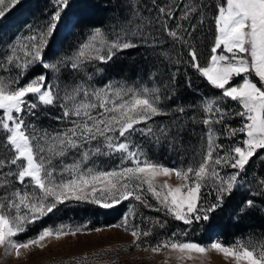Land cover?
Instances as JSON below:
<instances>
[{"label":"snow or ice","instance_id":"snow-or-ice-1","mask_svg":"<svg viewBox=\"0 0 264 264\" xmlns=\"http://www.w3.org/2000/svg\"><path fill=\"white\" fill-rule=\"evenodd\" d=\"M19 3L0 0V20ZM110 3L108 24L86 33L76 32L79 18L73 16V0H52L53 11L41 24H26V33L18 30L7 40L0 38L3 257L21 259L34 248L47 247V242L80 233L81 227L40 223L61 211L62 205L91 203L111 209L129 201L128 214L112 227L130 234L129 247L164 253L165 264L173 257L178 264H205L212 252L225 264H264V236L203 245L176 239L174 232L149 242L153 230L165 228L167 220L139 213L141 207L148 208L188 226L208 222L223 209L226 198L251 185L255 189L243 199L237 215L252 209L264 212V172L253 171L252 179H247L253 158L264 161V0H213L211 5L202 0L160 5L152 0L155 17L144 14L146 6L139 0ZM178 7V21L170 27L168 21L176 19ZM209 8L214 13L213 38L201 63L193 33L205 23ZM58 29L76 37L68 51L54 39ZM153 29L187 48V60L171 62L185 63L215 93L202 96L193 112L189 111L193 106L178 103L168 85L157 86L151 74L147 83L117 81L102 87L92 83L102 71L95 65H106L121 52L142 45L158 59L170 60ZM175 79L173 73L169 85ZM54 107L60 110L56 119L64 124L62 129L39 128L29 119ZM158 117L170 119L158 122ZM189 124L202 126L198 151L193 148L186 160L172 167L149 157L146 145L179 151ZM100 158H117L119 164L103 168L97 162ZM137 215L151 226L132 222ZM30 228L37 229L35 236L18 239ZM70 264H87V257Z\"/></svg>","mask_w":264,"mask_h":264},{"label":"rangeland","instance_id":"rangeland-1","mask_svg":"<svg viewBox=\"0 0 264 264\" xmlns=\"http://www.w3.org/2000/svg\"><path fill=\"white\" fill-rule=\"evenodd\" d=\"M105 2H107V6H109L111 9L112 3H110V0H105ZM170 2H172V0H160V2L156 3L163 5ZM176 2L180 4L183 2H190V0H176ZM139 3L146 6L144 10V14L146 16L155 17L157 15L155 8L152 5V0H139ZM73 4L75 7H79L77 0H73ZM33 9L41 12L44 19L37 21L36 18H34V20H28V22L23 20L25 17H27L28 11ZM15 10H18V12L16 13V19L13 21V23L6 27H0V38L4 40L11 38L18 30L24 31L26 33V24H41L53 11V5L52 0H20V3L12 8V10L7 15L11 14ZM72 12L74 18H80V11L76 13V11L74 12V10H72ZM108 13L110 17V10ZM179 14L180 8L178 7L176 9V19H170L168 21L170 27H173L178 21ZM18 15H20L19 18H17ZM109 17H104L101 21L98 19L96 22H98L99 25H107L109 22ZM208 21L210 20L206 18L205 23L198 26L197 31L193 33L194 43L199 54L200 62L202 63L204 62L206 54L202 53L199 45L205 43V33L207 29L206 22ZM184 23L185 26H187V22ZM204 25L206 29H203ZM93 26L95 25L90 23V21L83 22L79 19V26L76 29V32L86 33L88 29ZM157 27L159 26L157 25ZM58 32L59 36L54 37V39L57 41V45L59 46L62 43L63 50L68 51L71 43L76 39V37L67 35L64 30L58 29ZM153 34L157 35L158 38L163 41L162 47L168 52L169 57L171 58L170 60L158 59L152 53L151 48L142 45L138 48L121 52L118 58H114L112 62L106 65H95V67L101 68L102 71L95 74L92 83L95 84L96 87H102L104 84L117 81H127L128 83H147L148 76L151 74L156 77L154 81L156 85L162 86L168 85V81H170L172 74L176 73L175 82L182 78L184 80V84H186L187 87L175 93L173 88H171L173 84H171V91L174 93L175 97H178V103L185 105L186 107L193 106L189 108V111H195L194 106L200 102V98L202 96H208L209 94H215L214 91L207 88H199L198 86L201 85L200 82H197L193 79L191 72L192 69L188 68L185 63L174 64L171 62L175 61L176 59L187 60L186 47L180 45L179 43H174L171 38L166 36V34L156 33L155 29H153ZM131 50H138L137 58H135L137 60L136 62L131 63V65L125 64V66L129 65L128 67H125L123 60H125V58L131 60L129 54H127ZM177 69H179L178 72ZM93 70L94 68L90 66L89 72H92ZM189 78L191 79V87L188 86ZM232 107L234 108L235 105H232ZM55 110L60 115L59 108H55ZM169 119V117H158L157 121H168ZM57 122L59 125L56 126L55 130L62 129L64 124L58 120ZM234 122V126H237V121L234 120ZM188 129L189 130L184 133V139L181 141L183 147L179 151L169 149L165 145L156 147L146 145L149 157L156 162L164 164L165 166H178L182 160H186L188 158L189 154H191L193 151V148L198 151L202 143L200 139L202 126L198 124H189ZM221 143L228 142L222 139ZM262 155H264V153H262ZM97 162L103 168H111L119 164V160L117 158H100ZM250 163L249 176L247 178L248 180L252 179L253 171H255L257 175L264 172V161H260L254 157L253 161ZM247 188L248 189H245L244 187L243 191H240L241 193H239L243 195V198L249 195L250 189H255V185H251ZM258 198L259 197H257V199ZM150 203L155 204L156 202L150 199ZM258 205H260V203H258ZM129 207V201H123L111 209H104L91 203H73L68 204L67 206L62 205L61 211L46 217L40 223L43 226H51L53 228L61 224L70 225L73 228L81 227L83 230L80 233H78L76 236H67L60 241L47 242V247L43 249L34 248L21 259H16L14 256H10L5 259L3 257V250L0 249V264H70V262L73 260H79L84 257H87V264H165L167 257L164 253L154 254L151 251L145 252L135 247H129V245L132 243V237L130 234L124 231L122 228L118 229L112 227V225L122 222L123 217L129 212ZM249 211H254V209ZM249 211L243 215H236L238 220L241 221L242 217L247 218L251 214ZM139 213H141L144 217H159L161 220H168V218H170L164 216L163 213L143 207L139 209ZM228 215L229 211H227V216ZM132 222L139 224L141 227L151 226L147 220L142 222L140 215H137L135 221ZM97 228L103 229V231H95ZM36 232V228H30L26 233L21 234L18 239L26 240L35 236ZM177 234L179 235L180 233ZM249 235L253 236L254 239H259L261 236H263L262 233H254V231L252 232V230H249L247 232V236L243 233V235L239 236L237 239H243ZM170 236L171 234L167 227L163 229L156 228L153 230V236L149 238V242H155L157 239H167ZM109 249H112V251H107ZM168 264H178V262L173 257L172 259L168 260ZM187 264H193V262H187ZM196 264H199V261H197ZM205 264H225V261L221 255L212 252L206 259Z\"/></svg>","mask_w":264,"mask_h":264},{"label":"trees","instance_id":"trees-1","mask_svg":"<svg viewBox=\"0 0 264 264\" xmlns=\"http://www.w3.org/2000/svg\"><path fill=\"white\" fill-rule=\"evenodd\" d=\"M156 2H160V0H157ZM202 2L211 5L213 3V0H202ZM77 4L79 7L77 8L76 6L72 10H74V12L76 11V13L80 11L79 13L81 16H79V19L83 22L90 21V23H92L93 25L100 26L99 23L96 22V20L100 19L99 21H101L102 18L109 17L108 12L110 8L109 6H107L108 4L107 2H105V0H77ZM17 12L18 10H15L11 14L7 15L3 20H1L0 27H6L12 24L13 21L16 19ZM205 12L206 18L210 21L206 22L207 29L205 28V25L203 26V29H206L205 43L199 45V48L200 50H202V53L208 56L209 46L213 38V23L211 17L214 13L211 8L205 9ZM19 17L20 15H18L17 18ZM34 18H36L37 21L44 19L41 12L36 9H33L28 11L27 17H25L23 20L28 22V20L31 21L32 19L34 20ZM137 51L138 50H131L129 53H127L129 54L131 60L125 58V60H123L124 66L125 64L131 65V63L136 62L137 59L135 58H137ZM191 72L193 79L197 82H200L201 85L198 86L199 88H207L213 91V89H211L203 79L199 78L195 74L194 70H191ZM194 85L197 86L196 84ZM186 87L187 85L184 84V80L180 78L179 81L175 82L171 88H173L174 92L177 93V91H180L181 89L183 90ZM58 116L59 113L56 112L55 108H51L46 111L42 110L38 118L30 117L29 119H33L37 124V127H41L51 131L55 130L56 126L59 125L57 124L58 122L56 119V117ZM231 123L234 126V120ZM245 189L248 188L245 187ZM240 191H243V188L235 192L236 194L233 193V197L226 198L223 209L218 210L216 213H214L212 219L208 222L202 221L200 223H193L191 226H188L170 217L167 220L166 227L169 229L170 234L174 232L180 233L179 235L177 234L176 239L179 238L181 240L186 241L190 240L201 244H210L211 242L216 240H219L225 244H231L235 242L239 236L243 235V233L247 236V232L249 230H252V232L254 231V233H262L264 236V212L259 211L258 209H254V211H249L252 215L250 214L247 218L242 217L241 221L238 220L236 216L238 208L240 206V203H242L243 199L246 198H243V195L239 194L241 193ZM258 203H260V198L257 199V204ZM227 211H229L228 216ZM185 231L187 232V235L183 237L181 233Z\"/></svg>","mask_w":264,"mask_h":264}]
</instances>
